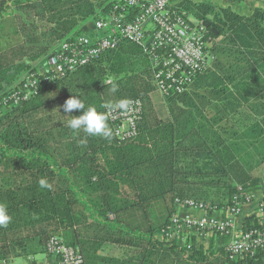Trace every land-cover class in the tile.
Wrapping results in <instances>:
<instances>
[{
  "label": "trees",
  "instance_id": "obj_1",
  "mask_svg": "<svg viewBox=\"0 0 264 264\" xmlns=\"http://www.w3.org/2000/svg\"><path fill=\"white\" fill-rule=\"evenodd\" d=\"M122 1L99 5L90 0L84 5V20L61 22H89L92 16L95 21H106ZM172 9L203 22L211 44L207 68L193 76L185 92L165 99L166 120L158 117L151 99L157 93L151 59L140 46L126 41L52 81L47 70L40 73L30 65L49 56L48 51L0 69V100L30 76L39 83L31 99L0 111V166L6 173L0 178V194L19 184L26 188L31 183V190L38 189L39 181L46 179L52 188H40L46 196L23 201L27 208L23 214L37 224L54 222L59 229H75L70 243L57 228L39 236L37 246L44 251L47 241L56 236L79 251L82 264H264V248L241 260L231 259L223 244L219 248L197 244L191 234L182 235L183 230L179 235L187 237L184 242L180 236L156 238L169 227L176 199L226 209L233 197L244 200L259 188V181L243 169L228 145L239 135L234 125L248 122L249 131L242 136L252 140L251 148L264 160V11L256 8L251 16L241 17L230 7L217 10L190 1L174 3ZM137 14L128 9L126 20ZM54 20L60 21L59 17ZM79 37L84 36L78 33L59 39L64 43ZM73 94L100 111L107 101L139 100L142 113L137 135L125 142L87 137L81 145L85 134L69 129L65 117L81 112L65 114L62 108ZM241 106L254 111L255 117L238 116L235 108ZM227 110L229 114L223 115ZM210 113L215 114L213 118ZM251 228L262 227L257 221L245 224L244 229ZM104 243L125 247L134 255L125 260L103 257L99 248Z\"/></svg>",
  "mask_w": 264,
  "mask_h": 264
},
{
  "label": "built area",
  "instance_id": "obj_2",
  "mask_svg": "<svg viewBox=\"0 0 264 264\" xmlns=\"http://www.w3.org/2000/svg\"><path fill=\"white\" fill-rule=\"evenodd\" d=\"M174 3V0H123L121 5L114 7L117 13L106 21H95V38L79 37L76 41L58 46L47 60L50 81L88 65L126 41L140 46L143 54L151 59L154 84L160 97L166 99L171 94H182L193 76L207 68V50L211 42L206 36L204 23L187 17L184 12L174 11ZM128 9L138 11L130 21L126 20ZM38 85L37 78L30 76L19 89L0 100V111L11 104L31 99ZM131 102L127 110L118 109L110 113L109 122L119 142L131 140L137 135L142 107L139 100ZM249 200L248 195L244 200L233 197L232 205L221 209L226 214L225 219H221L211 214L217 211L215 207L192 199H176V209H184L189 213L202 212L203 215L198 218L180 216L177 210L162 236L179 237L181 230L191 231L195 235L217 234L227 238L225 248L231 259L252 257L256 251L264 248V202L259 204L256 215L248 221H257L262 228L237 229L234 222L241 214L242 205ZM45 254L57 258L59 264L83 263L79 251L67 246L56 236L47 241Z\"/></svg>",
  "mask_w": 264,
  "mask_h": 264
},
{
  "label": "crops",
  "instance_id": "obj_3",
  "mask_svg": "<svg viewBox=\"0 0 264 264\" xmlns=\"http://www.w3.org/2000/svg\"><path fill=\"white\" fill-rule=\"evenodd\" d=\"M13 1L0 0V69L25 63L30 60L31 54H37L39 51H48L49 56L35 59L33 63L32 61L30 62V65L37 68L40 73H44L47 70L48 58L55 50L57 51L62 41L59 39L61 36L77 35L78 33L89 38L97 36L93 16L92 18L89 16L91 18L89 22L72 24L66 22L63 24L61 22L62 19L64 21L69 19L84 20L87 14L84 5L90 0H21L20 3H14ZM115 1L117 0H96L95 3L102 5L114 3ZM183 1L210 5L217 10L230 7L233 13L241 17L251 16L256 8L264 11V0H250L244 3H226L224 0H174L175 4ZM254 3L257 4L254 5ZM258 4L259 6H257ZM251 5L254 7L251 8L250 13L240 14L236 12V8H247ZM98 11L97 9L96 12ZM56 17H59L60 21L54 20ZM153 97L152 94V103L157 110L158 117L161 120L168 119L167 100L160 97L157 93V101L161 104V107L157 108L153 102ZM235 111L238 116L249 115L250 117H255L254 111L245 106L235 108ZM228 114L229 111L227 110L223 115L227 116ZM214 115V113H210L209 117L213 118ZM225 123L223 121L221 125ZM247 123L245 120L234 126L233 123H227L228 126L231 124L233 129L239 133L228 144L233 155L238 159L243 169L253 179L259 181V188L247 194L250 196V200L248 203L242 205L241 214L234 220L237 229L245 227L249 219L256 215L258 206L264 198V160H260L255 149L251 148L254 147L251 145L252 140H247V137L242 136V134L249 131V128L246 127ZM219 125L217 124L216 126ZM252 127H255V125ZM257 139L261 142L260 137ZM262 141H264V137ZM5 174L3 167L0 166V178ZM205 178L209 179L210 177L206 176ZM27 184L29 185V187L27 185L28 189L32 188L31 183ZM26 188L19 184L9 187L7 193L0 194V202L7 205L9 215L12 218L6 227H0V264H16L18 260H23L24 264H59L57 258L47 256L44 249L37 246V239L39 236L57 228L59 235L67 243H70L75 236V229L71 227L59 229V226L54 222L50 224L49 222L37 224L36 219L33 218L32 220L27 215H24L23 211L27 208L24 206L23 201H30V198L34 200L46 196L44 189H40V184L36 187L38 189L27 191L28 189L26 190ZM78 210L83 211L82 208ZM176 211L180 216L191 215L194 218H198L203 215L202 212L189 213L184 209H176ZM211 214L221 219H225L226 217V214L221 209H217V211H213ZM91 222V220H88V223ZM190 234L194 237V241L197 244L205 248L211 245L214 248H219L222 244L226 245L228 241L227 239L224 240V238H218L212 233L195 235L194 233H190V231L184 230L182 235L187 236ZM182 235L180 237H182L181 239L184 242L187 237ZM156 238L162 240L163 236L159 233L156 235ZM99 255L116 260H125L133 256L134 253L125 247L104 243L99 248ZM37 257H42V259H37Z\"/></svg>",
  "mask_w": 264,
  "mask_h": 264
},
{
  "label": "clouds",
  "instance_id": "obj_4",
  "mask_svg": "<svg viewBox=\"0 0 264 264\" xmlns=\"http://www.w3.org/2000/svg\"><path fill=\"white\" fill-rule=\"evenodd\" d=\"M111 83V81H106ZM117 90L115 84L112 85V91ZM132 102L129 99H119L115 102L107 101L101 105L104 109L100 111L97 107L88 105L86 106L82 96L73 94L70 96L62 106L65 114H70L74 110L81 112L80 115L65 116L68 118L67 127L75 132L83 131L85 137L79 141L81 145L87 143V137H102L111 140L116 131L109 125L110 113L115 110H127ZM118 131V130H117ZM41 188L51 189L52 184L46 179L39 181ZM8 207L5 203L0 202V227H6L11 222ZM42 259V257H37ZM16 264H24L23 260H18Z\"/></svg>",
  "mask_w": 264,
  "mask_h": 264
},
{
  "label": "rangeland",
  "instance_id": "obj_5",
  "mask_svg": "<svg viewBox=\"0 0 264 264\" xmlns=\"http://www.w3.org/2000/svg\"><path fill=\"white\" fill-rule=\"evenodd\" d=\"M257 3H254V5H256ZM257 6H259V4L257 5ZM252 7H254L253 5H251L250 7H247V8H242V7H240V8H236V12L237 13H250V11H251V8ZM153 102L155 103V105H156V107L157 108H160L161 107V104L160 103H158V99H157V93H155V94H153Z\"/></svg>",
  "mask_w": 264,
  "mask_h": 264
},
{
  "label": "water",
  "instance_id": "obj_6",
  "mask_svg": "<svg viewBox=\"0 0 264 264\" xmlns=\"http://www.w3.org/2000/svg\"><path fill=\"white\" fill-rule=\"evenodd\" d=\"M207 27H208V25H207ZM214 31V30H213ZM215 34H217L216 32H214Z\"/></svg>",
  "mask_w": 264,
  "mask_h": 264
}]
</instances>
